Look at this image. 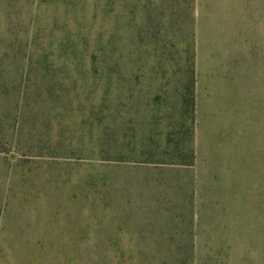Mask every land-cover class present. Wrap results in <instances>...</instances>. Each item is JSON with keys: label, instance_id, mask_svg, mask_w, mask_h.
I'll list each match as a JSON object with an SVG mask.
<instances>
[{"label": "rangeland", "instance_id": "obj_1", "mask_svg": "<svg viewBox=\"0 0 264 264\" xmlns=\"http://www.w3.org/2000/svg\"><path fill=\"white\" fill-rule=\"evenodd\" d=\"M0 264H264V0H0Z\"/></svg>", "mask_w": 264, "mask_h": 264}]
</instances>
